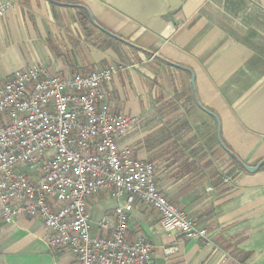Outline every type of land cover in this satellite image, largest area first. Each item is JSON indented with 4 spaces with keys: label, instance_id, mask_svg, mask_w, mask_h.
I'll return each mask as SVG.
<instances>
[{
    "label": "crops",
    "instance_id": "0c3cea01",
    "mask_svg": "<svg viewBox=\"0 0 264 264\" xmlns=\"http://www.w3.org/2000/svg\"><path fill=\"white\" fill-rule=\"evenodd\" d=\"M57 1L86 6L95 21L108 30L190 68L197 98L217 115L224 144L245 164L254 165L264 158V0ZM3 2L8 9L0 18V80L14 70L33 65L49 72H75L121 58L112 49H99L88 39L79 12L82 8L48 0H0ZM133 66L118 72L104 86L106 95L113 108L132 114L140 111L150 118V100L139 102L134 98L143 86L149 95L150 76L155 74H150L147 66L145 75L139 77L133 73ZM168 66L179 80L182 93L189 90L195 108L191 107L188 114L197 118L200 124L196 126L216 131L215 119L195 102L189 73ZM156 73L160 84L162 76ZM146 122L142 135L153 129L149 120ZM167 127L158 124L159 132ZM191 129L196 132L193 127L185 130ZM138 139L127 136L123 144L132 148L135 157L158 167L165 165L162 168H167L168 181L161 185L166 195L208 234L183 242L168 258L156 247L153 264H264V165L252 173L235 170L233 175L222 174L218 183L205 185L208 174L191 179L186 173L178 174L176 158L165 162L162 156L134 150ZM147 142L141 140V144ZM90 204L97 220L114 206L113 201L101 196L97 201L91 199ZM136 232L158 246L175 239L161 228L157 214L146 207H135L131 212L128 235ZM45 235L44 226L26 217L10 224L0 221V264H75L66 250L53 254Z\"/></svg>",
    "mask_w": 264,
    "mask_h": 264
},
{
    "label": "built area",
    "instance_id": "2783aa9c",
    "mask_svg": "<svg viewBox=\"0 0 264 264\" xmlns=\"http://www.w3.org/2000/svg\"><path fill=\"white\" fill-rule=\"evenodd\" d=\"M7 9L0 3V18ZM119 70L110 62L75 72L33 65L0 80V221L40 223L49 250L68 251L75 264H153L156 247L168 258L208 235L160 190L154 162L123 144L141 117L108 101L104 86ZM97 196L114 202L98 220ZM135 207L154 211L175 239L158 246L129 236Z\"/></svg>",
    "mask_w": 264,
    "mask_h": 264
},
{
    "label": "rangeland",
    "instance_id": "374dc122",
    "mask_svg": "<svg viewBox=\"0 0 264 264\" xmlns=\"http://www.w3.org/2000/svg\"><path fill=\"white\" fill-rule=\"evenodd\" d=\"M79 12L83 18L82 26L85 28L88 39L91 42L95 41L99 49L110 48L121 56L120 59L110 62L120 67L118 72L125 68L127 70V67L134 65L132 71L139 77L145 75L147 66L150 74H155L154 77L150 76L151 91L149 95L146 93L147 87L143 86V91L135 95L134 98L135 101L139 102L150 100V110L152 111L150 118L144 117L140 111L134 113L141 117V125L125 136L139 137V145L135 146L134 150L162 156L161 160L165 162L171 157L176 158L179 162L177 165L178 174L186 173L189 179L201 176V174H208L210 179L206 180L205 185L218 183L222 174L233 175L235 170H242V167L221 149L216 138V131L213 128L209 131L201 125L196 126L197 123L200 124L197 118L195 119L188 114L191 107L195 108L191 102L189 90L182 93L179 80L168 65L161 62L158 64L150 57L149 53L108 37V35L94 28L87 18H84L86 15L83 11ZM122 55L125 57L122 58ZM156 72L162 76L160 84ZM147 120L153 129L149 134L142 135ZM158 124L161 125V128L168 127L163 129V132H159ZM186 127H193L196 132L192 129L189 130L190 132H186ZM142 139L148 142L141 144ZM188 142L194 143L188 145ZM203 142L204 146H202ZM215 162L218 165H215ZM163 166L165 165L161 167L156 165V181L160 190L165 193L162 185L168 181L166 175L168 171L166 167L162 168ZM211 176L213 177L211 178Z\"/></svg>",
    "mask_w": 264,
    "mask_h": 264
},
{
    "label": "water",
    "instance_id": "95a60500",
    "mask_svg": "<svg viewBox=\"0 0 264 264\" xmlns=\"http://www.w3.org/2000/svg\"><path fill=\"white\" fill-rule=\"evenodd\" d=\"M49 2L56 4V5H64V6H70V7H79L82 8L86 11V14L88 16V20L90 21V23L98 30H100L101 32H103L104 34L108 35L109 37H112L122 43H125L133 48H136L138 50H141L143 52L149 53L153 56H155L156 58L162 60L163 62H165L166 64L173 66L175 68H178L180 70H183L187 73H189L190 75V84H191V88L193 91V96L195 99L196 104L198 105V107L205 112L206 114L210 115L211 117H213L216 121V125H217V129H216V137H217V141L219 143V145L221 146V148L228 154V156L233 159L235 162H237L244 171L248 172V173H252L257 171L262 165H264V158L260 159L258 162H256V164L254 165H249V164H245L231 149H229L224 142L221 139L220 136V123H219V119L217 117V115L215 113H213L212 111L206 109L205 107H203L198 98H197V94H196V89H195V83H194V74L192 72V70L190 68H188L187 66H183L180 65L178 63L172 62L170 60H167L165 58L160 57L159 55H157L156 53L150 52L149 50H146L145 48H142L140 46H137L131 42H129L128 40H126L125 38L115 34L114 32L108 30L107 28H105L104 26H102L101 24H99L98 22L95 21V19L93 18L91 12L88 10V8L84 5L81 4H72V3H65V2H60L57 0H48Z\"/></svg>",
    "mask_w": 264,
    "mask_h": 264
},
{
    "label": "trees",
    "instance_id": "16d2710c",
    "mask_svg": "<svg viewBox=\"0 0 264 264\" xmlns=\"http://www.w3.org/2000/svg\"><path fill=\"white\" fill-rule=\"evenodd\" d=\"M84 10V9H83ZM82 10V11H83ZM84 12V14L86 15L84 18H87L88 19V16H87V14H86V12H85V10L83 11ZM81 15V14H80ZM83 19V18H82ZM243 170V169H242Z\"/></svg>",
    "mask_w": 264,
    "mask_h": 264
}]
</instances>
